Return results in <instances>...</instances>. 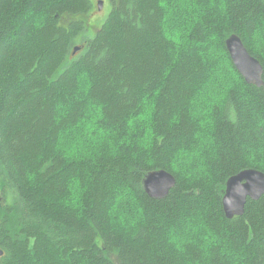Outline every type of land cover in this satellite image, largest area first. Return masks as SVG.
<instances>
[{
	"label": "trees",
	"instance_id": "1",
	"mask_svg": "<svg viewBox=\"0 0 264 264\" xmlns=\"http://www.w3.org/2000/svg\"><path fill=\"white\" fill-rule=\"evenodd\" d=\"M108 1L92 39L90 0H0V264H264V196L223 208L264 174V88L226 48L264 81V0Z\"/></svg>",
	"mask_w": 264,
	"mask_h": 264
},
{
	"label": "water",
	"instance_id": "2",
	"mask_svg": "<svg viewBox=\"0 0 264 264\" xmlns=\"http://www.w3.org/2000/svg\"><path fill=\"white\" fill-rule=\"evenodd\" d=\"M99 10L104 5L99 2ZM226 48L231 60L240 75L249 85L264 88L263 67L261 63L250 55L240 37L232 35L226 41ZM80 51L79 47L74 50V55ZM176 177L165 170L149 173L144 181L145 192L153 199H162L168 196L176 186ZM264 196V174L256 170H246L231 177L226 184L223 198V208L227 218L241 217L244 215L248 199L259 200ZM3 256L0 250V257Z\"/></svg>",
	"mask_w": 264,
	"mask_h": 264
},
{
	"label": "rangeland",
	"instance_id": "3",
	"mask_svg": "<svg viewBox=\"0 0 264 264\" xmlns=\"http://www.w3.org/2000/svg\"><path fill=\"white\" fill-rule=\"evenodd\" d=\"M90 1L92 3H94V7H93L92 12H94V11H96V12L89 19L88 23H89L90 27H89V32H88L87 36L89 38L93 39L97 33V30L102 26V24L105 22V20L109 16V14L112 10V5L108 0H90ZM100 1L104 2V5H103V8L101 11L99 10V5H98ZM92 12H91V15H92Z\"/></svg>",
	"mask_w": 264,
	"mask_h": 264
},
{
	"label": "bare ground",
	"instance_id": "4",
	"mask_svg": "<svg viewBox=\"0 0 264 264\" xmlns=\"http://www.w3.org/2000/svg\"><path fill=\"white\" fill-rule=\"evenodd\" d=\"M74 55V54H73ZM238 71V70H237ZM226 191V190H225ZM233 219V218H232Z\"/></svg>",
	"mask_w": 264,
	"mask_h": 264
}]
</instances>
